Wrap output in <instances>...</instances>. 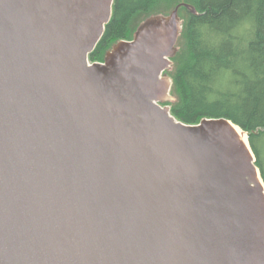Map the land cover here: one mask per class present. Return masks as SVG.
Masks as SVG:
<instances>
[{
  "label": "water",
  "instance_id": "obj_1",
  "mask_svg": "<svg viewBox=\"0 0 264 264\" xmlns=\"http://www.w3.org/2000/svg\"><path fill=\"white\" fill-rule=\"evenodd\" d=\"M113 3L0 0V264H264L247 134L162 106L196 10L91 62Z\"/></svg>",
  "mask_w": 264,
  "mask_h": 264
},
{
  "label": "trees",
  "instance_id": "obj_2",
  "mask_svg": "<svg viewBox=\"0 0 264 264\" xmlns=\"http://www.w3.org/2000/svg\"><path fill=\"white\" fill-rule=\"evenodd\" d=\"M180 4L187 20L172 58L171 114L186 125L226 118L248 136L264 183V0H114L112 18L91 62H103L119 41L132 40L139 25L168 16ZM159 6H162L161 9ZM141 21L131 31L135 17Z\"/></svg>",
  "mask_w": 264,
  "mask_h": 264
},
{
  "label": "rangeland",
  "instance_id": "obj_3",
  "mask_svg": "<svg viewBox=\"0 0 264 264\" xmlns=\"http://www.w3.org/2000/svg\"><path fill=\"white\" fill-rule=\"evenodd\" d=\"M160 7V9H161V7L162 6H159ZM179 15V14H178ZM157 16V15H156ZM179 18H180V20L182 21V28H183V25H184V22L187 20V16H186V14L184 13V12H181L180 13V16H179ZM142 19H141V17H135L134 18V20L132 21V23H131V27H130V29H131V31H133L134 29H135V27H137V25L139 24V22L141 21ZM143 23V22H142ZM140 26V25H139ZM138 29V28H137ZM137 31V30H136ZM179 39H180V37H179ZM178 42H179V40H178ZM177 52L179 51V45H178V43H177ZM176 52V53H177ZM176 55V54H175ZM172 67H173V62H172ZM171 71H172V68H171ZM172 93H171V91H170V96H171V98H172V101H167V102H165V103H163L162 104V106H167V107H170V111H171V106H170V104H172V103H174L175 102V98H174V96H172L171 95Z\"/></svg>",
  "mask_w": 264,
  "mask_h": 264
},
{
  "label": "bare ground",
  "instance_id": "obj_4",
  "mask_svg": "<svg viewBox=\"0 0 264 264\" xmlns=\"http://www.w3.org/2000/svg\"><path fill=\"white\" fill-rule=\"evenodd\" d=\"M236 130H237V133H238V136H239V140H240V142L246 147V148H248V143H247V136H246V134L241 130V129H239L238 127L236 128ZM256 180L258 181V182H260V177H259V175L258 174H256Z\"/></svg>",
  "mask_w": 264,
  "mask_h": 264
}]
</instances>
